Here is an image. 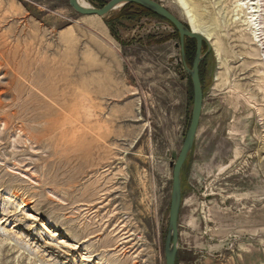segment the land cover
<instances>
[{
  "label": "rangeland",
  "instance_id": "1",
  "mask_svg": "<svg viewBox=\"0 0 264 264\" xmlns=\"http://www.w3.org/2000/svg\"><path fill=\"white\" fill-rule=\"evenodd\" d=\"M239 1L185 0L210 41L175 264H264V56ZM148 12L0 0V264H165L193 95L177 31Z\"/></svg>",
  "mask_w": 264,
  "mask_h": 264
},
{
  "label": "water",
  "instance_id": "2",
  "mask_svg": "<svg viewBox=\"0 0 264 264\" xmlns=\"http://www.w3.org/2000/svg\"><path fill=\"white\" fill-rule=\"evenodd\" d=\"M70 8L80 16H96L98 18L107 17L112 11L126 5H137L155 14L159 18L168 22L177 31L180 39V49L184 69L188 75L192 87V112L189 128L187 130L183 145L180 149L172 171V190L170 196V208L168 216V231L164 244L165 264H175L178 252V215L181 205V172L190 154L197 135L198 125L201 118L203 93L199 76V67L205 55L201 54L203 44L207 42L199 35L194 34L189 27L185 26L180 20L175 18L161 5L153 0H110L103 8L84 9L78 5L77 0H68ZM185 39L194 40L196 43L195 56L191 69L186 66L184 54ZM209 51V49H208Z\"/></svg>",
  "mask_w": 264,
  "mask_h": 264
},
{
  "label": "bare ground",
  "instance_id": "3",
  "mask_svg": "<svg viewBox=\"0 0 264 264\" xmlns=\"http://www.w3.org/2000/svg\"><path fill=\"white\" fill-rule=\"evenodd\" d=\"M77 2L78 5L84 9L91 8L83 0H77ZM179 4L186 13L185 16L188 20L187 22L191 27V28L189 27V29L194 34L201 36L205 41L206 40L210 41V36H209L210 34H207L204 30L200 29L196 24H194L193 17L190 15L191 12L188 9L185 0H179ZM236 8L238 11H244L245 14L247 15L246 20L251 29L250 35L252 38V42L261 50L263 57L264 56V0H242L236 3ZM86 17H96V16H86ZM3 119L4 118H2V120Z\"/></svg>",
  "mask_w": 264,
  "mask_h": 264
},
{
  "label": "trees",
  "instance_id": "4",
  "mask_svg": "<svg viewBox=\"0 0 264 264\" xmlns=\"http://www.w3.org/2000/svg\"><path fill=\"white\" fill-rule=\"evenodd\" d=\"M148 12V11H147ZM150 14V12H148ZM152 14V13H151ZM154 15V14H153Z\"/></svg>",
  "mask_w": 264,
  "mask_h": 264
}]
</instances>
